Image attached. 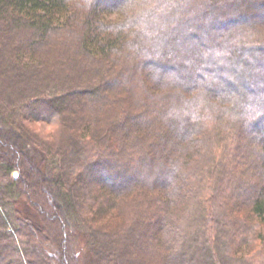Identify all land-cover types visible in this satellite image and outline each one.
I'll return each mask as SVG.
<instances>
[{
  "label": "trees",
  "instance_id": "16d2710c",
  "mask_svg": "<svg viewBox=\"0 0 264 264\" xmlns=\"http://www.w3.org/2000/svg\"><path fill=\"white\" fill-rule=\"evenodd\" d=\"M262 262L264 0H0V264Z\"/></svg>",
  "mask_w": 264,
  "mask_h": 264
},
{
  "label": "rangeland",
  "instance_id": "374dc122",
  "mask_svg": "<svg viewBox=\"0 0 264 264\" xmlns=\"http://www.w3.org/2000/svg\"><path fill=\"white\" fill-rule=\"evenodd\" d=\"M117 15L116 14H113L112 15V17H116ZM159 31H160V29H158ZM163 31H164V29H163ZM153 33H155V34H157V33H159V32H157V31H153ZM244 33H246V32H244ZM188 61L190 60V59H187ZM188 61L186 62H183L182 64L185 66V65H187L188 64ZM198 69V68H197ZM144 94V93H143ZM142 94H139V95H137L136 97H140ZM175 100V102L176 101H179V99H174ZM184 111H185V109H183ZM180 111H181V109H180ZM184 111H181L180 112V115H179V118L180 117H183V115L182 114H186V112L185 113H183ZM221 122H219L218 123V125L220 124ZM36 125H38L39 127H41L42 129H44V130H49V129H52L53 127L51 126V125H48V124H44V123H37ZM213 129H215V128H213ZM217 132V129H215V133ZM230 146H226V148H228L229 150L230 149H232L233 148V146H234V142L233 143H231V144H229ZM217 149H218V152H219V154H220V156H222L223 154H224V152H225V146H223L222 144H217ZM221 159H224V158H221V157H219V160H221ZM225 160V159H224ZM200 179H198V180H196L197 181V186L199 185V181ZM195 184H196V182H195ZM195 186V185H194ZM79 243H81V240H79ZM80 245V244H79ZM80 249H81V247H80ZM246 252V251H245ZM262 264H264V262H262Z\"/></svg>",
  "mask_w": 264,
  "mask_h": 264
},
{
  "label": "water",
  "instance_id": "95a60500",
  "mask_svg": "<svg viewBox=\"0 0 264 264\" xmlns=\"http://www.w3.org/2000/svg\"><path fill=\"white\" fill-rule=\"evenodd\" d=\"M18 175V173L17 172H15V176H17Z\"/></svg>",
  "mask_w": 264,
  "mask_h": 264
}]
</instances>
